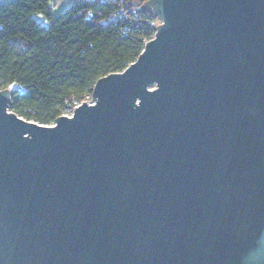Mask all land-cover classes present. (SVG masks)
<instances>
[{
	"label": "water",
	"instance_id": "obj_1",
	"mask_svg": "<svg viewBox=\"0 0 264 264\" xmlns=\"http://www.w3.org/2000/svg\"><path fill=\"white\" fill-rule=\"evenodd\" d=\"M144 9L92 103L45 125L0 90V264H264V0Z\"/></svg>",
	"mask_w": 264,
	"mask_h": 264
},
{
	"label": "trees",
	"instance_id": "obj_2",
	"mask_svg": "<svg viewBox=\"0 0 264 264\" xmlns=\"http://www.w3.org/2000/svg\"><path fill=\"white\" fill-rule=\"evenodd\" d=\"M60 1L0 3V90H11L13 112L45 125L92 98L99 78L127 69L159 25L148 0H70L54 15Z\"/></svg>",
	"mask_w": 264,
	"mask_h": 264
},
{
	"label": "rangeland",
	"instance_id": "obj_3",
	"mask_svg": "<svg viewBox=\"0 0 264 264\" xmlns=\"http://www.w3.org/2000/svg\"><path fill=\"white\" fill-rule=\"evenodd\" d=\"M70 0H61L58 4L53 6V14L58 15L59 12L66 9L70 5ZM36 19L45 26H48L49 20L42 14H36ZM160 20L157 19V23L160 24Z\"/></svg>",
	"mask_w": 264,
	"mask_h": 264
},
{
	"label": "built area",
	"instance_id": "obj_4",
	"mask_svg": "<svg viewBox=\"0 0 264 264\" xmlns=\"http://www.w3.org/2000/svg\"><path fill=\"white\" fill-rule=\"evenodd\" d=\"M86 101L89 102V103H92V98H90V96H87V100Z\"/></svg>",
	"mask_w": 264,
	"mask_h": 264
}]
</instances>
